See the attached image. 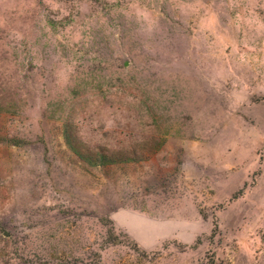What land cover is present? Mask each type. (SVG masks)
Listing matches in <instances>:
<instances>
[{"label": "rangeland", "instance_id": "1", "mask_svg": "<svg viewBox=\"0 0 264 264\" xmlns=\"http://www.w3.org/2000/svg\"><path fill=\"white\" fill-rule=\"evenodd\" d=\"M0 264H264V0H0Z\"/></svg>", "mask_w": 264, "mask_h": 264}, {"label": "trees", "instance_id": "2", "mask_svg": "<svg viewBox=\"0 0 264 264\" xmlns=\"http://www.w3.org/2000/svg\"><path fill=\"white\" fill-rule=\"evenodd\" d=\"M106 157H101L100 159H94L92 160V162H96V163H103L106 162V160H111V159H105Z\"/></svg>", "mask_w": 264, "mask_h": 264}]
</instances>
